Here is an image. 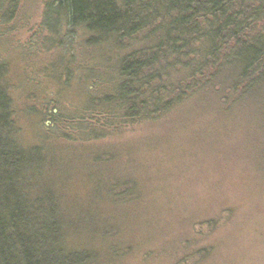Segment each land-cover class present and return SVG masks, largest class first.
Listing matches in <instances>:
<instances>
[{"label":"trees","instance_id":"1","mask_svg":"<svg viewBox=\"0 0 264 264\" xmlns=\"http://www.w3.org/2000/svg\"><path fill=\"white\" fill-rule=\"evenodd\" d=\"M43 22L62 48L59 32L77 33L92 61L77 63L74 54L62 72L47 65L43 71L60 81L56 91L76 79L74 65L86 69L76 79L81 84L87 76L103 82L101 67L109 72L106 90L83 88L79 108L106 124V133L79 119V136L96 140L114 128L175 115L177 122L207 118L222 135L234 136L235 155L239 152L234 161L250 164L264 178V0H47ZM64 75L73 79L61 82ZM13 87L0 61V264L123 262L145 239L139 231L132 236L129 221L135 218L137 228L144 229L137 215L154 208L144 195L155 181L139 174L140 162L117 163L131 151L93 145L85 152L60 149L49 140L55 119L50 128L36 122L37 140L26 143L24 117L48 119L52 105L65 115L46 92L32 90V103L23 105ZM56 109L50 116H57ZM233 211L193 220L191 236L179 235L164 254L172 264H231L219 263L227 249L212 244L210 233ZM122 238L134 246L122 244Z\"/></svg>","mask_w":264,"mask_h":264},{"label":"rangeland","instance_id":"2","mask_svg":"<svg viewBox=\"0 0 264 264\" xmlns=\"http://www.w3.org/2000/svg\"><path fill=\"white\" fill-rule=\"evenodd\" d=\"M46 1L0 0V61L7 65L9 79L16 85L13 94L18 102L32 103V90L46 92L47 100H55L60 113L65 115L60 117L59 110L52 105L46 109L48 119L40 115L30 120L24 117L21 124L26 143L37 140L34 134L36 122L41 128H50L51 120L55 119L52 125L55 135L50 134L49 140L60 149L85 152L93 145L92 149L102 151L116 149L122 154L131 151L130 157L127 155L125 161L118 160L117 163L140 162L141 165L136 166L139 174H146L149 181H155V186H149L144 195L154 204L155 210L150 207L146 215L140 216L141 212L137 215V220L141 218L146 223L144 229L137 228L135 218L129 221L132 226L128 228L135 231L132 236L139 231L145 239L138 241L134 252L132 249L118 264H172V258L164 254V248L179 235L191 236L193 220L200 222L229 208L235 209L231 218L227 221L224 218L221 228L210 233L212 244L217 243L220 250L227 249L223 254L224 261L222 258L219 263L229 260L231 264H264V178L257 170L253 172L250 164L240 166L234 161L239 154L234 152V136L222 135L216 129V123L196 116L177 122L179 119L175 115L172 120L155 124L129 125L118 131L114 128L112 133L96 140L79 136V119L85 122L84 125H90V129L106 133V124L92 121L90 115L84 116L83 109L79 108L83 102V88L87 85L93 93L106 90L109 72L101 67L99 72L104 76L103 82L87 76L86 83L81 84L76 79L86 75V69L81 71L74 65L76 79L64 75L61 82L68 77L73 80L68 82L70 86L65 91H56L60 81L43 71L47 65L55 64L62 72L74 54L77 63L92 61L79 35L69 29L63 28L59 32L65 47L55 45L54 35L43 25ZM61 54L66 58L63 59ZM52 109H56V117L50 116ZM46 110L43 107V111ZM204 238L205 234L202 240ZM122 242L134 246L129 238H122ZM140 244L142 246L138 248ZM169 251L173 252L172 249ZM150 253L152 256L147 258Z\"/></svg>","mask_w":264,"mask_h":264}]
</instances>
